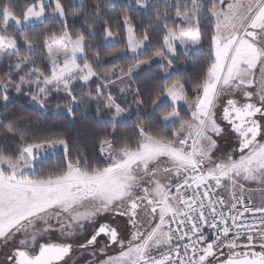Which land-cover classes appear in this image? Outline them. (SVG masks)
<instances>
[{
	"label": "snow or ice",
	"instance_id": "snow-or-ice-1",
	"mask_svg": "<svg viewBox=\"0 0 264 264\" xmlns=\"http://www.w3.org/2000/svg\"><path fill=\"white\" fill-rule=\"evenodd\" d=\"M135 3L151 6L156 19L166 21L162 42L153 52L156 57L174 59L178 45L185 53L203 51L204 13L215 20L208 33L207 65L192 82V96L185 83L176 80L152 101L154 113L171 104L160 117L165 128L177 122L179 126L165 134L138 125L135 143L123 138L118 147L112 139H101L105 163L95 166L82 153L73 158L63 138L29 140L20 134L15 150L0 147V251L8 249L0 264H68L74 238L88 228L93 231L78 245L81 249L94 248L98 237H107L97 249L105 257L98 264H264V197L257 205L245 195L251 190L246 184H257L264 193V0H175L163 12L148 0ZM13 8L11 0L0 7V57L17 58L8 79H0L3 101L9 100V87L19 93L27 85L31 100L41 107L62 95L69 114L72 105L103 102L115 125L128 111L111 92L105 94L116 76L123 85L121 95L132 93L134 102L143 104L140 89H132L124 77L149 61L137 60L127 70L113 65L99 74L94 64L100 65V53L89 57L83 32L73 35L68 30L62 0H32L22 19ZM56 16L64 18L63 30L44 39L50 68H42L30 55L37 49L27 36L29 55H19L17 36L9 33L8 25L14 21L22 31ZM123 23L127 47L135 57L150 37L145 32L136 38L130 16L125 15ZM104 24L110 40L113 31L107 20ZM173 59H168L169 67ZM13 72L24 74L14 81ZM164 76L170 79L169 73ZM93 78L94 89L89 86ZM237 93L244 102L228 98L221 117L236 134L237 148L217 156L215 137L224 132L217 108L221 97ZM180 102L187 104L190 117L180 115ZM16 133L11 124L6 126V135ZM57 146L63 147L65 162L44 168L46 155ZM141 209L148 218L146 229L138 219ZM106 215L110 221H102ZM117 216L127 217L131 225L127 239L114 226ZM113 246L116 254H107Z\"/></svg>",
	"mask_w": 264,
	"mask_h": 264
},
{
	"label": "trees",
	"instance_id": "trees-1",
	"mask_svg": "<svg viewBox=\"0 0 264 264\" xmlns=\"http://www.w3.org/2000/svg\"><path fill=\"white\" fill-rule=\"evenodd\" d=\"M229 1L226 0V2ZM7 2L8 0H0V7ZM174 2L175 0H148L149 5L159 4L161 12L164 11L166 4L171 5ZM11 3L14 5V14L22 19L23 12L26 11L32 0H11ZM62 3L68 13L66 17L68 30L73 35L77 32H83L86 37V42L89 45L86 49L87 55L92 57L96 52L100 53V65L94 64V68L99 74L113 68V65L117 69L124 68L127 70L137 60L152 59L154 57L153 52L162 42L166 21L162 18L156 19L157 12L151 6L140 7L135 3V0H62ZM97 6H99L98 9ZM50 10L51 8H48L46 11L50 12ZM97 11L99 14H94ZM172 14H174V10L169 15ZM125 15L131 17V24L134 27L136 38L142 39L145 32L150 37L146 41L144 50L135 57L125 56L127 52L126 28L123 23ZM63 19L52 18L43 24L29 25V27L23 28L22 31L8 26L9 33L17 36L20 47L19 55H29L24 44V38L27 36L37 49L35 53L30 54L32 59L37 62L36 66L48 67L43 41L51 32L63 30ZM105 20L108 21L114 36L118 39L115 43H105V33L103 32ZM0 23H2V20H0ZM88 23L93 25L91 30L88 29ZM167 23L169 26H173L171 21H167ZM210 25L212 23L209 22L208 13L205 12L204 19L200 24L204 30L202 36L203 51L198 53L188 51L185 53L183 49H177V56L174 59L168 58L173 59L171 67L153 66L133 80L128 81L132 89H140L143 104L137 105L133 100L132 93L121 95L119 92L120 86L104 89L106 95L111 92L117 102L128 110L117 118L118 122L115 125L112 122V113L104 106L103 102L93 100L72 105V113L69 114L64 107L66 100L62 95H54L45 107H41L40 104L31 100L27 85L19 93L16 92L15 88L9 87V100L7 102L3 101L2 95H0V147H6L10 151L15 150L19 147L20 134H24L26 139L29 140L63 138L68 141L73 158L77 153H82L95 166L96 164L103 165L105 163V158L99 151V141L101 139H112L116 147L122 143L123 138H128L135 143L138 138V125H143L153 132L170 133L175 127L179 126L178 122L165 128L160 123V117L163 112L171 110V105L169 103L165 104L154 113L152 101L160 94L163 87L176 80L185 83L189 95L192 96V82L201 78L207 65ZM117 56L122 58L115 59ZM16 62L17 58L15 56L0 61V79H8L9 68ZM31 66L30 64L29 67ZM169 70L172 72L169 73ZM166 72L170 74V79L165 78L164 74ZM23 74V72L19 73V75ZM19 75L13 72L12 79L18 81ZM112 80L118 81L116 76H113ZM93 81L89 85L92 89L96 86V78H93ZM77 87L79 88V86ZM31 90L35 91V85H32ZM85 90L87 91V89ZM2 92L3 90L0 89V94ZM57 104H60V107H57ZM178 109L182 117L188 118V113L183 106L178 107ZM8 124L17 129L15 135L5 134ZM113 127L116 129L115 133H113ZM64 162V151H57V153L46 155L43 165L46 169H54L60 167ZM88 260L86 257L80 263L84 264Z\"/></svg>",
	"mask_w": 264,
	"mask_h": 264
},
{
	"label": "rangeland",
	"instance_id": "rangeland-1",
	"mask_svg": "<svg viewBox=\"0 0 264 264\" xmlns=\"http://www.w3.org/2000/svg\"><path fill=\"white\" fill-rule=\"evenodd\" d=\"M230 2V1H229ZM51 12V10H50ZM54 18H61L59 16H56ZM208 19H209V22L212 23V25L215 23V20L214 18H211L209 17L208 15ZM40 24L39 22H37L36 24L34 25H38ZM8 26H12L14 27L15 29H17L16 25H15V22L14 21H10L9 25ZM26 27H29V25H26L24 26V28ZM124 27L126 28V35H125V39H126V46H127V27L126 25L124 24ZM138 39V38H137ZM118 39H116L115 36H113L112 39L110 40H106L105 38V43L106 44H112V43H115ZM146 46V41H145V44L144 46H142L140 49H138V53H141L144 48ZM177 49H183V46L182 45H178L177 46ZM45 54H46V49H45ZM129 56V57H134V55L131 53L130 49L127 47V52L125 53V56ZM5 57H0V61L2 59H4ZM168 58H172V57H156L154 56L152 59L150 60H147L149 61L148 63L146 64H142L139 68L135 69L131 75V77H124V80L125 81H131L133 80L135 77H137L138 75H140L141 73H144L146 72L147 70H149L151 67L153 66H157V65H164V66H168ZM48 67L50 68V65L48 64ZM172 71L169 70V73H171ZM121 81L118 80V81H115L114 84H111L110 86H107V88H110L112 86H121ZM105 88V89H107ZM228 98H234V99H237L238 102H244L243 101V98L239 95V93H237L235 96H224V97H221V100H220V105H222L223 101L226 102V100ZM170 104V103H169ZM171 105V104H170ZM184 107L186 112L188 113V117H190V110L188 109V106L187 104H185L184 102H180L178 107ZM221 109V106L219 108H217V118L219 116V110ZM218 120V119H217ZM225 125H222V127L224 128V132L221 136H218V137H215V139L218 141V149L215 153V155L219 156L221 155L222 153H230L232 152L234 149L237 148V138H234L233 137V131L232 132H229L228 129L226 128V126L224 127ZM60 149V150H59ZM57 151H64L63 147L62 146H57V148L51 152H49L48 154H51V153H57ZM47 154V155H48ZM104 157V156H103ZM105 158V157H104ZM246 189H251L249 191H246L245 192V195L247 196H250L252 198V200L255 202V204L259 205L261 200H262V197H264V193H262L259 189H260V186L257 185V184H251V185H248L246 184ZM226 195V193H225ZM110 215H106L102 218V221H106L108 218H109ZM92 229L91 228H88L87 231L83 234H80L79 236L75 237L73 242H74V246L75 247H78L79 244H82V243H85L87 241V239L90 237V235L92 234ZM104 244H102L100 242V240H98L97 244L95 245L94 248H88L87 250L85 249H80L78 250L77 252H75L73 254V256L69 257L68 258V264H81V260L85 259L86 257L89 259L87 262L85 261L84 264H98V261L100 259H103L105 258L103 255H101L97 249H99L100 247H103ZM117 248H113V249H108L106 250L107 251V254H112V250H116ZM8 249H4L3 251H0V259L3 258L4 256V253L7 252ZM93 252H95V255H93Z\"/></svg>",
	"mask_w": 264,
	"mask_h": 264
},
{
	"label": "flooded vegetation",
	"instance_id": "flooded-vegetation-1",
	"mask_svg": "<svg viewBox=\"0 0 264 264\" xmlns=\"http://www.w3.org/2000/svg\"><path fill=\"white\" fill-rule=\"evenodd\" d=\"M233 134H234L233 137L237 138L236 134L234 132H233ZM236 142H237V140H236ZM138 219L142 223L143 229H146L148 227V218L144 214L143 209H141V211L139 213V216H138ZM110 220H111V217L109 216V218L106 221H110ZM114 226L118 228V230L122 233V235H123V237L125 239H127L129 237L130 232L132 231L131 225H129L128 222H127V217H119V216H117L115 218V221H114ZM98 240H100V242L102 244H105L107 242V239L105 237H103V236L98 237ZM113 248H115V246L109 247L108 249L111 250ZM78 250H80L78 247H74L73 253H72L71 256H73V254L75 252H77ZM117 251H118V248L116 250H112V254H116Z\"/></svg>",
	"mask_w": 264,
	"mask_h": 264
},
{
	"label": "crops",
	"instance_id": "crops-1",
	"mask_svg": "<svg viewBox=\"0 0 264 264\" xmlns=\"http://www.w3.org/2000/svg\"><path fill=\"white\" fill-rule=\"evenodd\" d=\"M127 82H128V81H127ZM225 104H226V102L223 101V103H222V105H221V109L219 110L220 113H219V116H218L217 119H218V122L221 123V125H225V126H226V128L228 129L229 132H232V130H231V126L228 125V124H227L225 121H223L222 118H221V117H222L223 106H224ZM225 126H224V127H225Z\"/></svg>",
	"mask_w": 264,
	"mask_h": 264
},
{
	"label": "water",
	"instance_id": "water-1",
	"mask_svg": "<svg viewBox=\"0 0 264 264\" xmlns=\"http://www.w3.org/2000/svg\"><path fill=\"white\" fill-rule=\"evenodd\" d=\"M101 236L105 237L104 235H101ZM105 238L107 239V237H105ZM74 247H75V246H74ZM78 248H79V247H78ZM73 249H74V248H73ZM79 249H81V248H79ZM72 253H73V252H72ZM72 253H71V255H72ZM71 255H70V256H71Z\"/></svg>",
	"mask_w": 264,
	"mask_h": 264
},
{
	"label": "built area",
	"instance_id": "built-area-1",
	"mask_svg": "<svg viewBox=\"0 0 264 264\" xmlns=\"http://www.w3.org/2000/svg\"><path fill=\"white\" fill-rule=\"evenodd\" d=\"M209 235H211V233H209Z\"/></svg>",
	"mask_w": 264,
	"mask_h": 264
}]
</instances>
